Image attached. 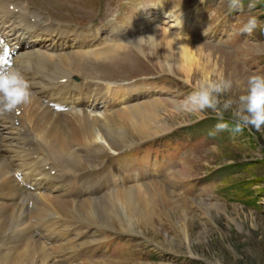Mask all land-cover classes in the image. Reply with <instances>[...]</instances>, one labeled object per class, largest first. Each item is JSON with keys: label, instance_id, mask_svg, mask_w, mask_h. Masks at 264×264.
Here are the masks:
<instances>
[{"label": "rangeland", "instance_id": "1", "mask_svg": "<svg viewBox=\"0 0 264 264\" xmlns=\"http://www.w3.org/2000/svg\"><path fill=\"white\" fill-rule=\"evenodd\" d=\"M198 1L203 2L204 0H166V5L177 9L174 12L176 15H186V5ZM211 3L217 4V0L208 2L205 9L211 8ZM223 3L222 14L229 8V0H224ZM218 4L221 5V2ZM250 4H254L255 7L250 8ZM234 12L241 13L234 15ZM204 15L209 16L207 13ZM215 16L211 13V20L201 19L199 24L208 25L209 30L207 31H211L210 24H214L213 27L217 29L215 33H220L221 36H216L213 32L206 35L207 37L214 36L216 42L220 41L222 46L217 43L199 42L198 44L196 42L197 45L193 43L196 48L193 57L198 69L193 67L188 76L178 69L176 64L171 71L165 66V62L160 64L175 51L165 53L159 44L151 41H148L151 45L146 43L147 46L152 47L149 53L152 60L148 61L153 68L158 72L172 74L171 77L168 76L169 81H166L167 90L170 92L167 94L169 95L167 99L180 101L191 92L190 84L194 85L205 77L215 79L221 73L233 79L234 82H239V86L234 83L231 92L225 94V98H235L243 92L250 74H264V25L258 26L251 35L240 32V28L249 16H256L259 23L264 21V0H243L240 7L227 13L225 17L232 19V26L226 19L223 24H219ZM204 25L203 30L207 29ZM175 27L178 29L177 23ZM174 30L176 29L172 31ZM202 46L211 50L210 59L204 58ZM142 47L146 46L142 45ZM205 115L206 118L202 120L198 114L182 111L176 104L175 107L167 109L158 105L154 118L160 121H150L148 124L152 127V125L162 123L164 129L170 127L168 131L177 129L174 135L179 134L181 138L184 137L187 140L186 134L182 135V129L178 127L195 120L204 121L194 136L188 139L189 141L198 139L199 143L186 144L185 149L182 148L178 156L179 161L182 162L181 167L175 172L167 170L165 174H168L161 182L162 184L159 182V185L165 184V189L172 190L174 193L173 196H169L170 200L177 199L179 201L177 204L187 210L184 214L181 213L182 210L174 211L177 218L173 219L178 220L177 222L182 223L181 227L186 228V239L181 229L178 228L179 224L172 220L167 221L160 231L145 235L150 243L140 234L115 233L117 231L106 228L111 231L109 232L100 227L99 236L98 234L95 236V231L91 240L109 234L110 237H121L123 242H117L118 239H114L116 244L104 243L105 250L112 249L104 253L102 257L96 255L92 257L86 254L85 257L83 254L85 247L72 255V262L77 259L75 264H80L78 261L82 259L83 264H264V127L260 131L252 128L245 129L242 133H233L229 129L210 135L219 121L210 110ZM165 132L167 130L161 133ZM97 140L98 138L96 142ZM180 144L183 147L185 141ZM156 147L160 149L156 151ZM170 150L175 149L170 138H167L143 148L112 156L108 161L120 162L135 159L131 163L140 168L144 161H147V156L149 158L152 155L159 157ZM145 151L147 154L144 158L141 153ZM178 153L179 151H175L171 156L174 157ZM89 165L84 164V170ZM162 170L164 171V168ZM152 172H157V170L153 168ZM108 197L111 195H106L101 200H106ZM197 201L209 203V206L205 209H195L196 204L194 203ZM167 203V207L171 208L173 203ZM156 205L160 207L161 202ZM69 222L70 225L79 227L78 233H81V237H88L94 230L85 224ZM106 240H109L107 235L103 241ZM151 242L160 249H155ZM10 261H12L11 258L9 261H0V263H10Z\"/></svg>", "mask_w": 264, "mask_h": 264}, {"label": "bare ground", "instance_id": "2", "mask_svg": "<svg viewBox=\"0 0 264 264\" xmlns=\"http://www.w3.org/2000/svg\"><path fill=\"white\" fill-rule=\"evenodd\" d=\"M176 27L174 26L176 30L172 31L173 33L157 29L156 31L152 30L145 37L148 41L159 44L165 53L175 51V53L168 56L165 61H161L160 64L165 62V66L169 68L170 71L176 64L177 68L188 76L191 69L196 67L193 57L196 48L193 43L188 40L184 29L182 27L179 28V26L178 29ZM133 35L134 34L126 35L124 38L125 41H133ZM20 40L21 39L16 43L20 44ZM5 41L9 40L6 38ZM123 43L124 42L119 40L118 46L115 49L122 48L124 45ZM113 47L114 45H111L108 47L109 51H100L98 54L103 55L111 52ZM202 47L204 58L210 59L211 50L206 46ZM60 60L63 64L70 63L66 62L65 57H61ZM17 68L26 77L22 72L27 71L24 65H19ZM196 69L198 68L196 67ZM124 90L125 96L122 98V102L114 106L110 112L101 111L98 113V116L80 117L76 119L78 123L76 126H70L68 120H63L60 117H56L57 120L53 121L52 114L48 113V110L44 108L35 122L30 124V130L48 152L52 155L54 153L59 157L65 154L71 155L76 152V149L81 151L84 144H97L103 141L111 146H115L116 144L124 146L140 142L163 131H168L170 127L164 129L162 123L155 124V126L152 125V127L148 124L150 121L159 120L154 118L155 110L158 105L163 109L175 107L174 101L171 100L172 98L167 99L163 97L157 100L152 97L144 100L143 103H138L132 101V99L129 100V93H132L134 89ZM45 93L48 92L46 91ZM126 99L129 101L124 102ZM32 100H34L33 96ZM6 126L7 123H5L4 119H0V144L5 145V150H9L13 148L16 139L9 133L10 130L7 129ZM3 129L5 133H9V136L5 135ZM97 138L98 142H96ZM74 146L77 148L75 149ZM2 147L3 146L0 145V196L8 198L10 202L6 205H1L0 203V236L4 234L2 236L3 242L9 240L14 242L13 247L15 251L13 254L3 252V257L0 261H9V258H11L12 261L5 264H67L66 258L70 254L66 255L65 253L71 252L72 245H66L72 244V238L62 242V240H54L51 235H48L50 239L44 241L47 240L46 232L37 236V221L41 218V215L37 216V220L33 217L36 228H31V218L29 224L17 223L18 215H22L23 211H26V203L24 207H19L18 211L15 213L11 211L13 205L11 198H15L14 203L19 205L17 200H20L23 196L24 189L18 184L15 178H13L12 174L9 173L10 166L8 162L14 161V164L17 165L14 155L11 153H3ZM7 155L9 158H7ZM57 156L54 157L55 160L58 159ZM58 168L59 171L64 172L60 165H58ZM40 176L45 180L59 183L57 179L47 178L44 174H40ZM68 184V180H65L61 183L60 187L71 190ZM147 184L155 187L148 191L147 194L136 192L131 188L125 189L119 187L115 189L112 196L108 197L106 200L93 198L86 204H84L85 201L77 202L78 200L75 199L65 200V191L63 189H56L49 194L42 188L43 192L37 196L34 203L36 209L41 210L42 216L46 218V221L52 229L56 222L53 221L51 217L58 215L59 218L69 214L72 217L76 216L98 223L99 227L104 226L105 229L110 228L117 232L140 234L145 237L146 234L160 231V228L166 225L167 221L172 220L173 222H177L178 220H173L177 218V214H175L174 211L182 210L181 213L183 214L187 211L184 207L177 204L179 201L173 199L174 197L172 198L173 200H170L169 196H173L174 193H172V190L169 191L165 189L164 185H159V181L151 179ZM145 192H147V188H145ZM167 198L169 199L168 201ZM158 202H161L160 207L156 205ZM167 202L173 203L171 208L167 207ZM194 204H196L195 209H205L209 206V203L199 201ZM55 219L56 218H54V220ZM177 223L179 224L178 228L183 232L184 239H186V228L181 227L182 223ZM48 230L50 231V228ZM41 237L44 239H40ZM145 239L150 243L147 237H145ZM43 242H46V245ZM154 248L160 249L156 248L155 245Z\"/></svg>", "mask_w": 264, "mask_h": 264}, {"label": "clouds", "instance_id": "3", "mask_svg": "<svg viewBox=\"0 0 264 264\" xmlns=\"http://www.w3.org/2000/svg\"><path fill=\"white\" fill-rule=\"evenodd\" d=\"M240 6V0H229L230 10ZM249 7L255 5L250 4ZM258 26V18L249 16L240 32L251 35ZM234 83L239 86V82L225 77L223 73L215 79L205 77L194 85L190 84L191 92L174 103L182 111L198 114L200 119L206 118L205 113L210 110L219 121L210 135L229 129L233 133H242L245 129L252 128L260 131L264 127V74H250L243 92L235 98H225V94L233 89ZM32 96L30 82L18 69L11 64L0 66V115L12 113L21 106L30 104Z\"/></svg>", "mask_w": 264, "mask_h": 264}, {"label": "snow or ice", "instance_id": "4", "mask_svg": "<svg viewBox=\"0 0 264 264\" xmlns=\"http://www.w3.org/2000/svg\"><path fill=\"white\" fill-rule=\"evenodd\" d=\"M7 55H8V50L5 48V50H4V56H5V58L7 57Z\"/></svg>", "mask_w": 264, "mask_h": 264}]
</instances>
